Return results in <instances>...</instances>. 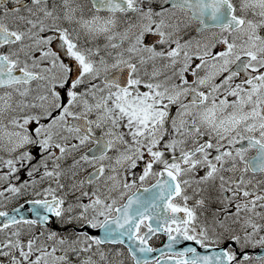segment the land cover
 Returning a JSON list of instances; mask_svg holds the SVG:
<instances>
[{"label": "snow or ice", "instance_id": "obj_1", "mask_svg": "<svg viewBox=\"0 0 264 264\" xmlns=\"http://www.w3.org/2000/svg\"><path fill=\"white\" fill-rule=\"evenodd\" d=\"M0 264H264V0H0Z\"/></svg>", "mask_w": 264, "mask_h": 264}, {"label": "flooded vegetation", "instance_id": "obj_2", "mask_svg": "<svg viewBox=\"0 0 264 264\" xmlns=\"http://www.w3.org/2000/svg\"><path fill=\"white\" fill-rule=\"evenodd\" d=\"M153 243H154V246H156V247H162V245H163V239H161V240H154Z\"/></svg>", "mask_w": 264, "mask_h": 264}]
</instances>
